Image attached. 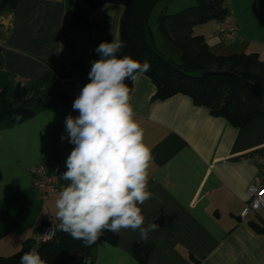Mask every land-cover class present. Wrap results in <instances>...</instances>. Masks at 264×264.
Returning <instances> with one entry per match:
<instances>
[{
    "label": "crops",
    "instance_id": "0c3cea01",
    "mask_svg": "<svg viewBox=\"0 0 264 264\" xmlns=\"http://www.w3.org/2000/svg\"><path fill=\"white\" fill-rule=\"evenodd\" d=\"M0 0V89L18 82L28 92L53 87L50 96L34 101L33 114L0 126V256L16 252L21 242L41 239V228L58 229L57 194L41 198L33 186L31 167L43 162L49 173L61 175L74 145L65 118L82 87L89 82L91 62L101 42L119 37L123 5L97 0ZM238 39L223 42L219 20L195 25L218 55L255 53L264 60V0H226ZM76 10L83 19L73 23ZM167 45V44H166ZM132 87L131 104L153 163L148 187L151 199L140 207L145 225L159 229L147 240L131 229L99 239L92 264H264V214L241 217L247 187L261 168L246 160L264 155V117L235 126L212 115L183 93L155 97L147 75ZM61 190L69 183L61 179ZM264 224V223H262ZM3 227V228H2ZM113 233V232H112ZM150 245L143 261L133 254L135 243Z\"/></svg>",
    "mask_w": 264,
    "mask_h": 264
},
{
    "label": "clouds",
    "instance_id": "9594fccd",
    "mask_svg": "<svg viewBox=\"0 0 264 264\" xmlns=\"http://www.w3.org/2000/svg\"><path fill=\"white\" fill-rule=\"evenodd\" d=\"M125 43L114 36L101 42L91 62L89 82L65 118L67 139L74 147L60 176L68 181L55 200L59 230L91 246L105 231H138L141 240L159 225L149 222L140 207L152 198L148 182L153 163L151 148L134 118L132 87L150 69V63L121 55ZM19 264H46L37 248L20 256Z\"/></svg>",
    "mask_w": 264,
    "mask_h": 264
},
{
    "label": "trees",
    "instance_id": "16d2710c",
    "mask_svg": "<svg viewBox=\"0 0 264 264\" xmlns=\"http://www.w3.org/2000/svg\"><path fill=\"white\" fill-rule=\"evenodd\" d=\"M14 1L5 0L4 3L13 7ZM155 1L157 0L93 2L94 5L104 2L123 5L118 29L119 38L124 41L125 47L120 54L150 63V69L145 75L155 84V97L163 99L177 93L186 94L195 104L206 107L212 115L224 117L238 127L256 117H264V60H259L255 53L215 54L209 50L203 36L193 32L195 25L227 17L226 0H196L194 5L172 14H159L158 33L180 51V60L177 63L165 57L149 40L145 20ZM71 19L76 23L83 19V14L76 10ZM126 83L131 86V80H126ZM54 91L55 88L49 87L28 92L18 82L10 92L6 87L1 88L0 126L28 118L33 114L31 106L34 101L50 96ZM260 221L264 223V219L260 218ZM262 223L250 222L257 231L264 230ZM2 233L0 231V235ZM114 236V233L105 231L100 239L110 240ZM96 244L85 246L83 241L73 239L58 228L48 240H24L16 252L9 256H0V264H19L20 256L33 247L38 249L46 264H74L85 259L93 263ZM149 249V244L139 242L134 244L132 251L139 261H143ZM73 253L82 254L84 257L74 260Z\"/></svg>",
    "mask_w": 264,
    "mask_h": 264
},
{
    "label": "built area",
    "instance_id": "2783aa9c",
    "mask_svg": "<svg viewBox=\"0 0 264 264\" xmlns=\"http://www.w3.org/2000/svg\"><path fill=\"white\" fill-rule=\"evenodd\" d=\"M217 35L226 43H233L238 39L239 31L235 24L224 17L217 24ZM248 161L261 168L260 172L254 176L247 187L248 201L245 203L241 217H245L249 212L257 213L260 209L264 213V155L250 154ZM31 169L33 186L41 198H46L49 194H57L61 191L62 177L59 174H52L47 171L43 162L36 163ZM42 236L40 241L50 239L56 231L54 224L46 225L41 229ZM74 264H92L88 259Z\"/></svg>",
    "mask_w": 264,
    "mask_h": 264
},
{
    "label": "rangeland",
    "instance_id": "374dc122",
    "mask_svg": "<svg viewBox=\"0 0 264 264\" xmlns=\"http://www.w3.org/2000/svg\"><path fill=\"white\" fill-rule=\"evenodd\" d=\"M196 3V0H157L151 5L147 16V28L151 34V41L154 46L157 47L160 52H163L164 56L177 63L180 60V51L171 44L170 42L164 40L158 33V16L159 14L166 13L172 14L185 7L192 6ZM215 20L216 19H212ZM167 44V45H166ZM259 214H264L259 209ZM84 257L82 254L73 253L72 258L74 260H79Z\"/></svg>",
    "mask_w": 264,
    "mask_h": 264
},
{
    "label": "water",
    "instance_id": "95a60500",
    "mask_svg": "<svg viewBox=\"0 0 264 264\" xmlns=\"http://www.w3.org/2000/svg\"><path fill=\"white\" fill-rule=\"evenodd\" d=\"M145 24L147 26V17H146V20H145ZM147 31H148V34H149V38L151 39V34L149 33V29L147 28ZM149 39V40H150ZM151 41V40H150ZM212 74H224L226 72H211Z\"/></svg>",
    "mask_w": 264,
    "mask_h": 264
}]
</instances>
